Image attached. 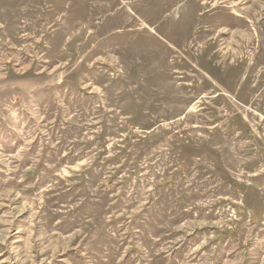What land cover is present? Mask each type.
I'll return each instance as SVG.
<instances>
[{"label": "rangeland", "instance_id": "obj_1", "mask_svg": "<svg viewBox=\"0 0 264 264\" xmlns=\"http://www.w3.org/2000/svg\"><path fill=\"white\" fill-rule=\"evenodd\" d=\"M0 264H264V0H0Z\"/></svg>", "mask_w": 264, "mask_h": 264}]
</instances>
